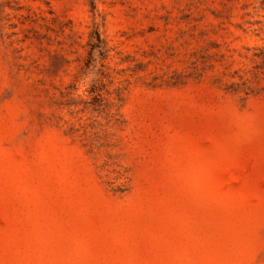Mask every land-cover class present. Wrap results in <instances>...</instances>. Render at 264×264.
<instances>
[{
  "label": "rangeland",
  "instance_id": "374dc122",
  "mask_svg": "<svg viewBox=\"0 0 264 264\" xmlns=\"http://www.w3.org/2000/svg\"><path fill=\"white\" fill-rule=\"evenodd\" d=\"M0 264H264V0H0Z\"/></svg>",
  "mask_w": 264,
  "mask_h": 264
}]
</instances>
